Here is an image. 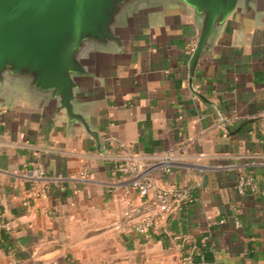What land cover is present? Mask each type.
I'll use <instances>...</instances> for the list:
<instances>
[{
    "label": "crops",
    "instance_id": "obj_1",
    "mask_svg": "<svg viewBox=\"0 0 264 264\" xmlns=\"http://www.w3.org/2000/svg\"><path fill=\"white\" fill-rule=\"evenodd\" d=\"M260 6L231 15L201 57V96L188 78L199 27L180 2L134 25L122 52L97 54L78 110L100 149L41 97L16 88L0 99V264H264V195L236 187L251 174L264 190ZM127 157L163 186L192 184L194 201L137 233L120 201L129 175L112 174ZM35 165L47 174L41 196L22 172Z\"/></svg>",
    "mask_w": 264,
    "mask_h": 264
},
{
    "label": "water",
    "instance_id": "obj_2",
    "mask_svg": "<svg viewBox=\"0 0 264 264\" xmlns=\"http://www.w3.org/2000/svg\"><path fill=\"white\" fill-rule=\"evenodd\" d=\"M177 1L189 7L199 27L191 54L189 84L201 57L236 11L251 14L264 0H0V99L14 89L39 96L58 117L79 123L100 149V135L78 110L84 83L96 78L93 58L126 49L134 25Z\"/></svg>",
    "mask_w": 264,
    "mask_h": 264
},
{
    "label": "built area",
    "instance_id": "obj_3",
    "mask_svg": "<svg viewBox=\"0 0 264 264\" xmlns=\"http://www.w3.org/2000/svg\"><path fill=\"white\" fill-rule=\"evenodd\" d=\"M195 47L196 41L191 42L188 46V52L192 54ZM112 169L114 177L116 173L129 175L127 180L121 182L120 201L124 205V215L132 222L134 230L139 234L150 231L160 218L180 209L186 203L193 202L195 199L192 184L187 183L177 187L163 186L151 179L149 170L145 169L134 157H127L116 162ZM22 172L23 176L33 184L36 196L46 193L47 174L42 166H26ZM79 175L88 177L90 175L89 169L85 167ZM236 187L241 194L251 191L264 195V190L259 189L255 177L251 174H242ZM134 194L142 199L140 203H133ZM25 204L27 205V202ZM4 227L5 223L0 219V239ZM204 243L206 244V239Z\"/></svg>",
    "mask_w": 264,
    "mask_h": 264
}]
</instances>
